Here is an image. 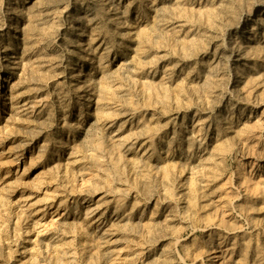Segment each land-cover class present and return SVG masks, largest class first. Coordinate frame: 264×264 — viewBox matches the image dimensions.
Wrapping results in <instances>:
<instances>
[{
  "label": "rangeland",
  "instance_id": "1",
  "mask_svg": "<svg viewBox=\"0 0 264 264\" xmlns=\"http://www.w3.org/2000/svg\"><path fill=\"white\" fill-rule=\"evenodd\" d=\"M0 264H264V0H0Z\"/></svg>",
  "mask_w": 264,
  "mask_h": 264
},
{
  "label": "bare ground",
  "instance_id": "2",
  "mask_svg": "<svg viewBox=\"0 0 264 264\" xmlns=\"http://www.w3.org/2000/svg\"><path fill=\"white\" fill-rule=\"evenodd\" d=\"M262 15H263V14H262V12H261V13H260V15H259V17H261V18H262Z\"/></svg>",
  "mask_w": 264,
  "mask_h": 264
}]
</instances>
